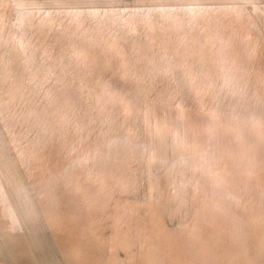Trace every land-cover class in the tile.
<instances>
[{"label":"bare ground","instance_id":"bare-ground-1","mask_svg":"<svg viewBox=\"0 0 264 264\" xmlns=\"http://www.w3.org/2000/svg\"><path fill=\"white\" fill-rule=\"evenodd\" d=\"M159 7L204 11L155 30L66 15ZM229 70L264 82V0H0V264H264L251 140L218 186L159 103Z\"/></svg>","mask_w":264,"mask_h":264},{"label":"snow or ice","instance_id":"snow-or-ice-1","mask_svg":"<svg viewBox=\"0 0 264 264\" xmlns=\"http://www.w3.org/2000/svg\"><path fill=\"white\" fill-rule=\"evenodd\" d=\"M204 9L194 7H171V8H136V9H110L89 8L69 10L66 15H75L79 26L83 27L89 21L98 26L110 25L121 29L131 28L135 30L137 25L155 30L157 27L164 29L173 19V14L183 12L193 19L198 17ZM87 19L81 21L80 17ZM159 16L160 23H154L155 17ZM73 23V21H69ZM185 25H181V29ZM186 27L189 32L194 30L193 20H189ZM181 46L184 40H181ZM165 75L170 74V68L163 69ZM160 72H157L159 75ZM199 80V87L195 89L192 103L181 99L174 101L173 97L161 100L159 103L164 107L165 116L175 124L173 141L176 144L187 145L194 150L195 157L200 165L207 166L209 170L216 168V183L221 185L223 177L220 170L227 169L226 161L251 140V148L255 153L252 166L258 160L264 168V111L257 119L255 113L250 111L254 107L253 101L258 100L264 105V82L256 88H250L248 80L239 72L229 70L218 80L200 79L193 77L191 81H185L182 87L189 89L192 94V85ZM178 85L181 82L177 81ZM155 103V101H153ZM32 113H28L30 118ZM259 129V136L253 138V130ZM18 156L25 166H30L31 157H26L22 151ZM188 161L181 156L180 165H186ZM34 215L29 211L28 217Z\"/></svg>","mask_w":264,"mask_h":264}]
</instances>
